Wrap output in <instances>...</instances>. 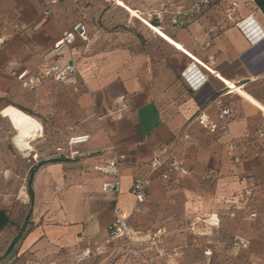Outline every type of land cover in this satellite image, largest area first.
Here are the masks:
<instances>
[{
  "label": "crops",
  "instance_id": "crops-1",
  "mask_svg": "<svg viewBox=\"0 0 264 264\" xmlns=\"http://www.w3.org/2000/svg\"><path fill=\"white\" fill-rule=\"evenodd\" d=\"M115 1L59 0L50 6V14L44 15V0H0V37L4 39L0 47V110L18 105L37 120L46 115L55 120L68 111L65 116L74 120V104L69 101L68 108L61 109L59 99L64 90L74 96L71 91L78 89L77 78L87 85L94 101L92 124L85 130L70 124L65 139L58 144L66 145L70 137L88 134L89 141L76 147L82 156L46 164L33 176L32 228L22 248L72 249L81 243L78 239L107 231L114 205L126 213L139 210L140 206H133L131 185L149 173L151 159L161 150L172 152L190 174L169 175L162 180L154 173L145 203L179 201L192 215L217 217L238 193L255 184L258 192L250 201L258 216L253 229L260 242L264 241V153L249 155L242 142L252 131V118L259 111L229 92L239 87L264 106V0H213L187 26L162 29L211 73L170 48L190 61L178 72L154 46V34L124 29L128 25L121 14L126 11ZM120 1L142 11L161 0ZM233 2L237 3L234 19L248 18V31L225 18L224 10ZM78 23L84 26L86 40L75 36L71 45L53 52L62 35ZM69 56L78 73L64 83L44 82L27 91L13 75L63 64ZM197 73L206 79L198 89L191 85ZM217 75L232 86H226ZM120 96L127 104L126 111L117 108ZM218 101L231 110L232 117L226 130L217 128L210 133L195 119L204 112L218 123ZM54 155L53 151L41 161L57 159ZM115 155L125 156L117 198L102 192L106 179L91 171L93 165L107 163ZM234 158L239 163L234 164ZM27 176L0 173V237L15 227L23 211V218L28 212ZM248 200H239L237 215L254 213Z\"/></svg>",
  "mask_w": 264,
  "mask_h": 264
},
{
  "label": "rangeland",
  "instance_id": "rangeland-1",
  "mask_svg": "<svg viewBox=\"0 0 264 264\" xmlns=\"http://www.w3.org/2000/svg\"><path fill=\"white\" fill-rule=\"evenodd\" d=\"M121 15L126 18V31L129 29L136 32L140 29L152 35L150 30H144L143 24L131 18L127 12ZM151 40L154 46L159 47L169 58L171 66L178 72L184 71L190 65V61L184 59L183 55L163 47L157 37L152 36ZM143 43L148 42L143 40ZM77 82L78 89L76 92L71 91L73 97L68 95V90H64L59 99L61 109H67L69 101L74 104L75 119L72 120V116L71 120L70 117L67 119L66 111L55 120L49 115L38 120L43 126V136L31 142V151L28 153L18 151L11 144L14 131L7 121L0 117V173L9 171L26 175L30 167L51 155L58 144L63 142L70 124L80 130H85L92 124V93L78 78ZM70 112L72 113V109ZM250 127L252 131L242 142L248 147L249 155H260L264 153L262 113L258 112L252 118ZM34 154L37 155L36 161L32 157ZM250 200L252 198L248 201L250 209L255 213L254 218H250L248 213L237 215L236 210L230 209V203L228 209L217 217H210L188 213L179 201H147L139 210L125 212L128 216L127 225L131 230L126 238L110 239L105 230L93 238L78 239L81 243L72 249L32 247L24 250L22 244L17 243L6 253L8 245L22 225L25 212L23 211L16 227L0 237V264H264V241L260 242L259 234L255 235L253 229L258 216L257 207ZM111 215L113 222L112 207ZM238 236L248 240L247 247L239 249L233 245L234 238Z\"/></svg>",
  "mask_w": 264,
  "mask_h": 264
},
{
  "label": "built area",
  "instance_id": "built-area-1",
  "mask_svg": "<svg viewBox=\"0 0 264 264\" xmlns=\"http://www.w3.org/2000/svg\"><path fill=\"white\" fill-rule=\"evenodd\" d=\"M59 0H44V15L50 14V6L58 3ZM213 0H161L157 5L149 9L142 11L136 10L138 14L146 20L148 23L163 29L165 27L183 28L197 19L204 10L211 4ZM253 3L255 0H249ZM237 3H231L225 10V18L231 21L235 26L245 31L250 28L248 18L241 21L234 19ZM140 21V20H139ZM75 36H78L83 41L86 40L85 29L82 23L75 25L71 32L64 33L61 39L55 44L53 52L57 53L66 46L71 45L74 42ZM4 39L0 37V47L3 45ZM78 73L77 64L72 56L63 64H50L44 67L42 70L33 74H28L23 70L19 73L13 74L20 84L23 90L33 91L44 82L64 83L69 78L75 76ZM206 82V79L197 73L193 77L191 82L192 88L198 89ZM190 85V86H191ZM117 108L119 111H126L127 104L123 96H120L117 100ZM218 123L212 122L208 116L202 112L197 115L196 122L202 129L213 133L217 128L226 130L228 128L232 112L229 108L223 105L222 102L217 103ZM184 138H188L184 135ZM90 139L88 134H79L69 138L66 145L57 146L54 150V157L63 160H75L82 155L76 149V147L86 144ZM112 149V148H111ZM165 156L164 158H162ZM33 160L36 161L37 155L34 154ZM124 155H115L107 163L95 164L91 167V171L95 174L103 176L106 180L103 182L101 189L102 192L108 194L114 198L121 192V180H120V165L124 162ZM234 164L239 163L238 158L233 159ZM154 173H158V178L165 180L169 175H189L190 169H188L178 158L173 156L172 152L166 153V150H161L158 154L154 155L150 161V171L147 175L141 178L134 179L130 194L133 198V206L139 207L144 204L147 195L149 194V188L152 182V176ZM257 188L255 184H250L248 187L238 193L235 197V201L230 202V209L235 210L237 204L241 199H251L257 195ZM114 221L108 226L107 232L110 236H116L119 238L128 237L129 227L127 225V215L125 211L114 205L112 209ZM250 218H254L255 214H249ZM233 245L238 248L247 247L248 243L238 237L234 238Z\"/></svg>",
  "mask_w": 264,
  "mask_h": 264
},
{
  "label": "bare ground",
  "instance_id": "bare-ground-1",
  "mask_svg": "<svg viewBox=\"0 0 264 264\" xmlns=\"http://www.w3.org/2000/svg\"><path fill=\"white\" fill-rule=\"evenodd\" d=\"M114 4H116L117 6H120L124 11H126L130 15V17L140 20L143 26H145L148 30H150L152 34H154L156 37L160 38L165 43H167L170 47H172L176 51L181 52L182 54H185L191 60H193L194 62H197L198 64H200L201 66H203L204 68L210 71L208 67H206L203 63H201L194 56H192L188 51H186L179 42L167 36V34H165V32L162 29L148 23L138 14L136 10L131 9L130 7H128L126 4H124L120 0H116ZM209 73H211V71ZM219 78L224 82L226 86H232L230 85V82H228L227 80H224L221 77ZM229 92L230 93L233 92L236 95L243 98L251 106L256 108V110L262 113V116L264 117V106L260 104L258 100H255L254 97L252 98L251 95L246 93V91L244 92L239 87H234V88H231ZM0 116L4 118L5 120H7L8 124L14 131L15 135L12 139L11 144H13L14 147L20 152H24V153L30 152L31 142L43 136L42 135L43 127L41 123L33 116L25 113L24 111L16 108L15 106L7 105L3 107L0 110Z\"/></svg>",
  "mask_w": 264,
  "mask_h": 264
},
{
  "label": "trees",
  "instance_id": "trees-1",
  "mask_svg": "<svg viewBox=\"0 0 264 264\" xmlns=\"http://www.w3.org/2000/svg\"><path fill=\"white\" fill-rule=\"evenodd\" d=\"M145 27V26H144ZM146 28V27H145ZM158 38V37H157ZM167 48H171L173 49L172 47H170L167 43H165L163 40H161L160 38H158ZM7 106V105H6ZM12 106H15V105H12ZM5 107V106H4ZM22 111H24L25 113L29 114L32 116L31 113H29L28 111H26L25 109H22L20 107H16ZM34 117V116H33ZM63 160L62 159H50V160H46V161H41L39 162L38 164L30 167V169L28 170V176H27V194H28V197H29V209H28V212L26 214V216L23 218V221H22V225L20 226V229L18 231V233L15 235V237L12 239V241L10 242V244L8 245L7 249H6V253L7 252H10L13 247L19 243V244H22L24 239L26 238L27 234L29 233V231L31 230L32 228V223L30 222V216H31V207H32V204H33V191H32V180H33V176L34 174L36 173V171L46 165V164H49V163H59V162H62ZM20 220V219H19ZM18 220V221H19ZM18 223V222H17ZM16 223V224H17ZM16 224H15V227H16Z\"/></svg>",
  "mask_w": 264,
  "mask_h": 264
}]
</instances>
